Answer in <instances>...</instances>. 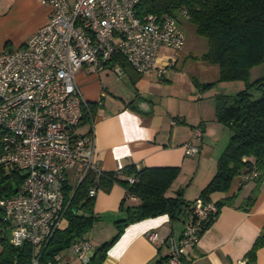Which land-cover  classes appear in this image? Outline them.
I'll list each match as a JSON object with an SVG mask.
<instances>
[{"label": "built area", "instance_id": "2783aa9c", "mask_svg": "<svg viewBox=\"0 0 264 264\" xmlns=\"http://www.w3.org/2000/svg\"><path fill=\"white\" fill-rule=\"evenodd\" d=\"M41 1L50 8L47 21L21 46L0 50V167L24 173L18 189L0 197V207L11 221V243L35 247L65 220L66 173L72 171L79 182L89 172L101 171L93 131H77L84 111H89L77 70L117 68L120 58L136 73L156 69L161 76L174 60L168 56L159 64L160 50L177 52L186 40L175 16H140L136 9L141 0ZM193 137L201 139V127H194ZM183 146L185 155L198 152L192 141ZM88 193L95 195L97 189L91 187ZM216 211L210 198L193 201L180 237L169 247L168 264H187L188 250ZM147 237L158 240L153 230ZM70 250L84 263L93 246L85 234Z\"/></svg>", "mask_w": 264, "mask_h": 264}, {"label": "crops", "instance_id": "0c3cea01", "mask_svg": "<svg viewBox=\"0 0 264 264\" xmlns=\"http://www.w3.org/2000/svg\"><path fill=\"white\" fill-rule=\"evenodd\" d=\"M49 13V6L41 0H0V50L21 46L47 21ZM7 42L13 48H6ZM170 51L160 50L159 64L168 61ZM177 54L173 65L167 66L161 76L156 69L135 73L134 91L123 93L103 80L109 77L111 66L99 72L87 66L79 68L76 81L84 97L94 105V111L90 119L81 121L77 131H93L97 164L103 171L117 170L128 163L136 167L178 166L179 172L166 195L172 196L181 189L184 199L193 201L214 175L217 159L228 140V130L215 118V95L233 93L217 87L218 68L199 58L201 53L180 50ZM190 60L199 72L205 71V79L198 78L190 68L184 69ZM260 65L251 68L250 78L264 74V70L257 69ZM114 70L119 76L123 74V66ZM196 126L202 129L201 139L193 137ZM187 141L197 144L196 154L185 155L183 145ZM66 181L74 186L78 179L68 171ZM255 190V200L250 203L249 196ZM125 193L118 183L108 191L97 190L93 210L99 219L86 233L93 250L115 233V220L124 215L119 206ZM209 198L222 204L188 250L187 264H264V246L257 249L254 261L247 262V252L264 230V180L257 186L254 180L246 181L238 173L227 190L215 191ZM136 203V197L125 199V204ZM185 220L172 221L162 213L127 224L101 264H168L169 247L180 237ZM66 224L65 219L61 228ZM152 230L158 235L156 242L147 237ZM60 263L80 261L69 250Z\"/></svg>", "mask_w": 264, "mask_h": 264}, {"label": "trees", "instance_id": "16d2710c", "mask_svg": "<svg viewBox=\"0 0 264 264\" xmlns=\"http://www.w3.org/2000/svg\"><path fill=\"white\" fill-rule=\"evenodd\" d=\"M136 11L140 16L167 13L178 21L188 19L195 25L196 33L207 39V49L199 58L217 66L216 81L242 80L244 83L233 94L215 95V118L226 127L229 135L217 159L215 173L198 197L208 199L215 191L227 190L238 173L246 181L254 180L258 186L264 180V74L250 78V70L264 63V0H141ZM182 11L186 15L182 16ZM117 60L121 67L126 65L122 59ZM88 108L82 120L93 115L94 105L88 102ZM178 172V166L136 167L128 163L117 170L89 172L74 186L65 181L67 224L55 229L48 240L37 247L29 242L11 243V221L0 207V264H61L72 243L83 238L99 219L93 210L95 195L88 193L91 187L108 191L114 183L120 184L126 191L119 206L124 215L115 220V233L95 246L89 259L80 264H101L108 248L131 222L162 213L172 221L187 220L196 198L193 201L184 199L181 189L172 196L166 195ZM23 177L20 170L0 167V197L14 193ZM256 192L249 196L250 203L255 200ZM130 196L138 198V203L125 204ZM215 203L217 211L201 232L219 211L222 202ZM262 246L264 230L247 252L248 263L254 261L257 249Z\"/></svg>", "mask_w": 264, "mask_h": 264}, {"label": "rangeland", "instance_id": "374dc122", "mask_svg": "<svg viewBox=\"0 0 264 264\" xmlns=\"http://www.w3.org/2000/svg\"><path fill=\"white\" fill-rule=\"evenodd\" d=\"M179 24L185 33L186 40H185V44L177 52L170 51V55H171L172 59L175 60L176 56H178L177 53H179L180 50H182L183 52H186V53L191 52L192 54H195V55H199L200 53L205 51L207 48V39L196 33L195 25L192 24L186 18H180ZM6 44L8 46L6 48H13V47H11L10 42H7ZM213 66H215L217 68L216 65H213ZM194 67H196V63L194 64V61L190 60L186 64L184 69L186 70V68H190V70L192 72H194L198 78L205 79V71L199 72ZM257 69L259 71L264 70V66L260 65ZM260 72H262V71H260ZM135 73L136 72L129 65L126 64L123 66V74L121 76L117 75L114 68H111L109 77L108 78L105 77V78H103V80H105L106 82H110L111 84H113L115 86V88H117V87L120 88V91H119L120 93L128 92L129 90L134 91L133 90L134 86L132 84V80H134L133 77H134ZM216 83H218L217 87L221 88L220 90H226L228 92L230 91L231 93L237 92L244 85L242 80L217 81ZM140 85L143 86V83L141 82ZM7 170H9V169H7ZM200 171H201V169L198 171L195 180L198 179ZM21 173H22V171H21ZM192 190H193V188H191L189 191H192ZM102 221H105V220H102ZM65 254L67 255V253H65Z\"/></svg>", "mask_w": 264, "mask_h": 264}, {"label": "water", "instance_id": "95a60500", "mask_svg": "<svg viewBox=\"0 0 264 264\" xmlns=\"http://www.w3.org/2000/svg\"><path fill=\"white\" fill-rule=\"evenodd\" d=\"M117 70V69H116Z\"/></svg>", "mask_w": 264, "mask_h": 264}]
</instances>
